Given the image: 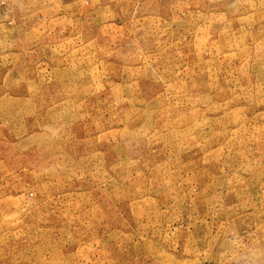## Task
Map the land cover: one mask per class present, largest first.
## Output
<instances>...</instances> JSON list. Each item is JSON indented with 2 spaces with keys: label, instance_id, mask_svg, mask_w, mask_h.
<instances>
[{
  "label": "rangeland",
  "instance_id": "rangeland-1",
  "mask_svg": "<svg viewBox=\"0 0 264 264\" xmlns=\"http://www.w3.org/2000/svg\"><path fill=\"white\" fill-rule=\"evenodd\" d=\"M0 264H264V0H0Z\"/></svg>",
  "mask_w": 264,
  "mask_h": 264
}]
</instances>
